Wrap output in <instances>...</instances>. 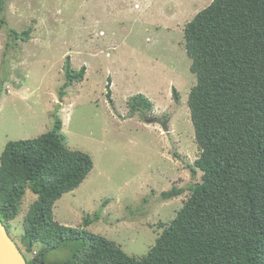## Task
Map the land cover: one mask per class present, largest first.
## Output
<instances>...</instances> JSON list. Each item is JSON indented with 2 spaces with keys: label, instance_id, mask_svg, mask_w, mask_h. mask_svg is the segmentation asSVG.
<instances>
[{
  "label": "rangeland",
  "instance_id": "1",
  "mask_svg": "<svg viewBox=\"0 0 264 264\" xmlns=\"http://www.w3.org/2000/svg\"><path fill=\"white\" fill-rule=\"evenodd\" d=\"M212 1H6L0 16V156L9 142L49 132L59 116L68 147L94 161L81 186L56 202L58 223L82 228L85 218L99 213L87 230L141 258L201 181L202 173L189 168L199 150L188 106L196 77L184 29ZM30 28L28 42L11 33ZM67 59L86 74L63 90ZM139 94L153 104L146 114L130 111L129 100ZM174 186L185 193L163 200ZM36 199L27 189L9 228L28 259L40 249L29 254L21 240ZM64 257L58 252L49 259Z\"/></svg>",
  "mask_w": 264,
  "mask_h": 264
},
{
  "label": "trees",
  "instance_id": "2",
  "mask_svg": "<svg viewBox=\"0 0 264 264\" xmlns=\"http://www.w3.org/2000/svg\"><path fill=\"white\" fill-rule=\"evenodd\" d=\"M7 0H0V16ZM5 23L0 18V26ZM33 29L12 30L28 42ZM190 70L196 77L188 106L199 157L189 166L201 181L149 252L128 255L114 241L87 227L61 225L54 206L81 186L94 168L86 152L65 142L63 121L35 139L9 142L0 156V220L8 232L27 189L37 195L24 217L22 244L28 264H264V0H213L184 29ZM66 60L63 90L84 81ZM63 92V91H62ZM61 92V94H63ZM107 96L110 98V93ZM178 101V94H174ZM130 111L146 114L152 102L139 94ZM174 186L161 194L185 193ZM65 252L63 259L50 260ZM26 257V256H25Z\"/></svg>",
  "mask_w": 264,
  "mask_h": 264
},
{
  "label": "water",
  "instance_id": "3",
  "mask_svg": "<svg viewBox=\"0 0 264 264\" xmlns=\"http://www.w3.org/2000/svg\"><path fill=\"white\" fill-rule=\"evenodd\" d=\"M167 130V122L163 123ZM0 264H28L25 255L11 238L6 226L0 220Z\"/></svg>",
  "mask_w": 264,
  "mask_h": 264
},
{
  "label": "flooded vegetation",
  "instance_id": "4",
  "mask_svg": "<svg viewBox=\"0 0 264 264\" xmlns=\"http://www.w3.org/2000/svg\"><path fill=\"white\" fill-rule=\"evenodd\" d=\"M152 119H157V118H152ZM159 120V119H158Z\"/></svg>",
  "mask_w": 264,
  "mask_h": 264
},
{
  "label": "clouds",
  "instance_id": "5",
  "mask_svg": "<svg viewBox=\"0 0 264 264\" xmlns=\"http://www.w3.org/2000/svg\"><path fill=\"white\" fill-rule=\"evenodd\" d=\"M155 120H158V119H155ZM167 122V121H166Z\"/></svg>",
  "mask_w": 264,
  "mask_h": 264
}]
</instances>
